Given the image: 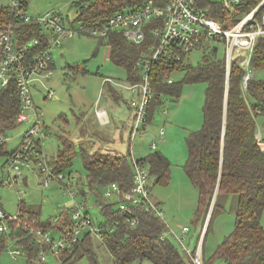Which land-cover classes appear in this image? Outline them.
Listing matches in <instances>:
<instances>
[{"label":"trees","instance_id":"trees-1","mask_svg":"<svg viewBox=\"0 0 264 264\" xmlns=\"http://www.w3.org/2000/svg\"><path fill=\"white\" fill-rule=\"evenodd\" d=\"M143 2L144 0H77L74 2L78 9L74 23L102 24L116 12L136 9ZM261 2L262 0H241L232 14V20L238 19ZM214 9L216 16L220 17L223 23H227L226 10L219 5L214 6ZM263 10L264 5L259 15ZM65 14L68 16L70 13ZM12 19L8 3L0 5V26ZM17 37L20 44H25L33 37L39 38L43 43L46 41L43 27L34 22L19 24ZM98 39L110 46V59L124 69L127 81H139L140 70L137 61L141 52L148 49L152 41L150 34H147L145 41L140 44L130 42L121 31H112L107 39ZM220 46L223 47L222 58L218 56L219 46L213 45L203 49V60L197 65H191L189 59L184 57V60L182 58L175 61L162 59L152 67L150 80L154 98L149 106L148 122L152 121L155 106L164 95L180 97L182 85L174 80L168 81L173 72L183 70V82L206 83L202 125L199 129L190 130L185 137L187 158L183 165L187 177L199 192L197 214L198 219L202 220V226L197 238L206 221L205 212L214 196L216 200L213 213L216 208L221 207V197L228 194L237 195V209L234 229L218 244L209 259L205 256L204 241L203 264H264V151L256 135V117L264 115V79L253 77L249 80L247 88H244L242 79L245 70L234 61L227 75L225 49L223 45ZM36 47L41 46L39 44ZM251 68L255 71L264 68V36H260L255 44ZM107 85L111 92H115L113 94L118 93L112 85ZM155 100L159 102L154 104ZM19 103V91L13 76L6 86L0 87V156L6 157L1 167L0 185L5 177L4 168L9 157L18 148L17 146L9 151L6 144L7 133L20 124L17 120ZM62 143L57 157L53 161H47L53 173L64 172L73 163V141L63 139ZM127 145H131L128 136ZM39 150L44 153L42 144ZM81 159L86 171L85 185H88L93 193L102 196L98 188L111 182H117L123 191L132 186V158L130 160L124 154L97 155L82 149ZM136 160L141 166L149 168L150 174L156 178L155 183L168 182L171 162L166 155L153 151ZM37 171L39 172L38 169ZM81 191L86 193L84 189ZM18 193L21 194L19 190ZM101 200L97 206L102 219L98 223L104 227L101 228L103 241L115 264H143L145 261L153 264H193L191 257L181 246L173 244L168 237L161 238L166 223L160 217L144 208L138 209V222L131 225L128 220L131 215L117 212L114 207L117 200L105 201L104 197ZM18 206L22 211L37 218L38 224L42 226L55 228L63 224L61 219L53 222L54 215L48 221L42 222L40 206L28 205L24 200H20ZM62 214L67 215V210L61 209L55 216ZM114 220H119L118 225L113 226ZM108 226L113 228L110 230ZM15 236L17 233L11 231L0 232V255L9 239ZM87 238L88 233H83L64 259L65 262L79 264V258L87 253L91 264H98L92 251L82 250ZM20 243L25 247L28 257L35 261L41 247L31 238H25Z\"/></svg>","mask_w":264,"mask_h":264},{"label":"built area","instance_id":"built-area-1","mask_svg":"<svg viewBox=\"0 0 264 264\" xmlns=\"http://www.w3.org/2000/svg\"><path fill=\"white\" fill-rule=\"evenodd\" d=\"M241 0H144L140 7L133 10H122L113 14L102 24L85 25L75 22L74 17L60 11H46L29 13L30 0H8L13 19L0 26V87L6 86L15 77L19 91V113L17 120L20 123L28 122L30 127L24 132L22 141L16 152L9 157L4 168L5 177L2 185L16 184L23 176L22 167L29 168L33 164L38 170L43 186L47 187L53 179L60 181L68 188L72 195L71 204L64 206L67 215L54 216L53 222L61 219L60 227L42 226L38 219L18 208L16 214H11L4 208L0 197V232H13V238L19 247L10 248L8 251L14 258L27 254L20 241L25 238L35 240L41 248L36 257L35 264H48L47 252H52L63 264L67 255L82 237L83 233L99 235L103 241L101 227L94 220L87 207L84 196L83 201H77V192L71 189L72 181L64 183V172L53 173L47 161L42 157L39 146L43 138L48 136L45 124L41 119V112L35 105L34 88H39L42 78H49L54 70V50L62 45L64 39L75 34H86L96 38L107 39L112 31H121L127 39L135 44L145 41L150 34L152 41L148 49L143 50L137 61L140 80L119 83L132 93L129 105L133 115L128 132L134 167L132 186L128 190H121L117 182L108 183L109 193L117 196V212L130 214L128 218L131 225L137 221V210L145 209L152 212L163 221V210L150 194L151 174L149 168L143 167L133 155L134 140L142 137L149 123V106L154 98L150 80L152 67L162 59L166 61L181 60L194 50H202L213 45H223L225 49L224 61L227 75L234 61L245 70L242 85L247 88L248 82L254 77L251 68V59L255 44L260 36H264V10L259 15L264 5V0L244 13L238 19L232 20L235 8ZM221 6L226 10L227 23H223L216 16L214 6ZM34 22L43 27L46 41L33 37L25 44H20L17 29L21 23ZM41 47H36L39 45ZM107 44V43H106ZM35 49H38L35 51ZM171 82L172 79L168 78ZM116 84L112 77L104 78V87L107 84ZM55 90L48 86L44 98L53 96ZM106 109V108H105ZM96 108V114L103 121H107V110ZM165 133L164 125L159 131V138ZM158 136L152 140L153 148L156 147ZM19 192H22L19 190ZM86 196V195H85ZM62 209V210H63ZM165 222V221H164ZM206 222V221H205ZM119 220L113 221V226ZM166 223V222H165ZM56 224V223H55ZM113 226H108L111 230ZM203 225L195 246L190 249L187 240L191 227L185 224L181 227L176 239L180 246L191 257L193 264H203L204 231ZM168 224L161 238L167 237ZM60 238L56 241L55 236Z\"/></svg>","mask_w":264,"mask_h":264},{"label":"rangeland","instance_id":"rangeland-1","mask_svg":"<svg viewBox=\"0 0 264 264\" xmlns=\"http://www.w3.org/2000/svg\"><path fill=\"white\" fill-rule=\"evenodd\" d=\"M75 1L77 0H30L29 13L56 10L61 13H70L72 17H75L78 12ZM7 3L8 0H0V5ZM218 46V56L222 58L223 47ZM202 54L203 50L199 48L190 53L187 59L194 66L203 60ZM54 61L53 74L49 78H42L39 81V88L33 90L35 105L42 114L41 119L48 133V136L42 140L44 151L42 157L46 161H53L63 146L62 140L73 141L75 154L72 165L64 171L66 176L64 183L68 180L72 181L71 189L77 192L76 200L79 202L85 198L86 205L97 222L102 219L97 206L101 199L103 197L105 201H118V199H116L117 196L109 193L108 184L98 188L103 197L93 193L91 188L85 185L86 171L81 159V150L97 155L124 154L131 160L126 138L128 131L123 132L120 141L117 139L121 135L122 125L130 123L132 110L129 101L133 95L128 89L119 85V83H127L126 73L110 59V46L100 42L96 37L75 34L64 39L62 45L54 50ZM253 73L254 77L264 79V68L258 71L253 70ZM184 75L183 70L171 74V79L182 85L181 95L178 98L164 95L160 103H158L159 100L154 101V104H158L155 106L153 119L146 124L144 135L134 140L132 152L136 158H143L153 151H159L169 158L171 174L168 182L155 183L156 178L151 175V198L163 210V219L168 224L167 237L173 244L180 246L176 235L180 234L183 225L188 224L191 227L186 242L192 249L196 244L202 220L198 219L197 214L199 192L190 182L183 167L187 158L185 137L190 130L199 129L202 125V105L205 99L206 83L183 82ZM105 77H112L116 84L109 83V85L117 91H122L123 95L113 94L115 92H111L107 88L108 85L104 87ZM48 86H51L55 93L46 99L44 96ZM110 96L120 100L115 103L112 99L115 105L113 107L108 99ZM97 107L108 109L110 116L107 113L106 117L108 116L109 120L103 121L97 116ZM163 125L165 133L162 138H159V131ZM29 127L28 122L20 123L7 133V150L10 151L20 145L23 134ZM112 134L115 140H111ZM156 135L158 139L156 147L153 148L152 140ZM256 135L264 151V115L256 117ZM110 141H113V148L110 146ZM5 160V156H0V179L1 167ZM22 172L23 176L16 184L0 185V197L8 213L16 214L20 200H24L28 205L40 206V218L42 222H46L52 215L58 214L64 206L72 203L73 197L68 192L70 187L64 186L56 179H53L47 187L43 186L40 174L33 164L29 168L22 167ZM82 189L86 193H82ZM18 190L22 191L21 194ZM80 191L81 194L86 195H83L84 198ZM215 197L204 215L206 227H209L208 231L207 228L204 231L207 259L213 256L218 244L234 229L237 209V195L228 194L221 197V207L216 208L213 213ZM118 204L117 202L114 205L116 209ZM55 238L57 241L60 236L57 235ZM16 247L19 245L10 238L6 248L1 252L0 264L35 263L33 258H29L25 253L16 258L11 256L8 250ZM85 249L92 251L98 264H115L110 251L99 235L88 236L85 244L82 245L83 252ZM88 257L85 253L79 258V264H91ZM47 259L48 264H63L50 251L47 252ZM143 264L153 263L145 261Z\"/></svg>","mask_w":264,"mask_h":264},{"label":"crops","instance_id":"crops-1","mask_svg":"<svg viewBox=\"0 0 264 264\" xmlns=\"http://www.w3.org/2000/svg\"><path fill=\"white\" fill-rule=\"evenodd\" d=\"M110 93V92H109ZM118 96H119V94H121V95H123V92L122 91H119L118 90ZM108 99H109V101H111L112 103H111V107H113V106H115V105H113V100L115 101V103H118L120 100L118 99V100H115V99H113V97L112 96H110V97H108ZM113 99V100H112ZM106 108V107H105ZM131 108V107H130ZM107 110V112H108V115H109V111H108V109H106ZM132 110V109H131ZM132 115H133V112H131L130 111V123L129 124H127V125H122V131H120L121 132V135H120V137H119V139H117L118 141H120V139L123 137V132H129V130H130V125H131V120H132ZM110 116V115H109ZM110 123H111V119H110ZM109 123V124H110ZM116 129V128H115ZM127 138V137H126ZM111 140H115L114 139V136H113V134L111 135ZM110 143V146L113 148V141H110L109 142ZM115 148V147H114Z\"/></svg>","mask_w":264,"mask_h":264},{"label":"water","instance_id":"water-1","mask_svg":"<svg viewBox=\"0 0 264 264\" xmlns=\"http://www.w3.org/2000/svg\"><path fill=\"white\" fill-rule=\"evenodd\" d=\"M69 66H71V64H68Z\"/></svg>","mask_w":264,"mask_h":264}]
</instances>
